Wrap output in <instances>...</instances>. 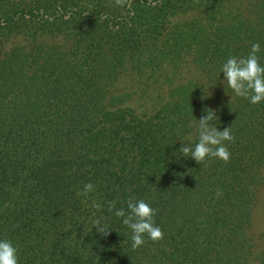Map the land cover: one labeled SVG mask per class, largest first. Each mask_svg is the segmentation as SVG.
Here are the masks:
<instances>
[{
    "label": "trees",
    "instance_id": "16d2710c",
    "mask_svg": "<svg viewBox=\"0 0 264 264\" xmlns=\"http://www.w3.org/2000/svg\"><path fill=\"white\" fill-rule=\"evenodd\" d=\"M256 42L264 65V0H0V240L18 264H264V101L221 72ZM205 110L235 137L227 163L180 152ZM130 197L162 240L132 249L108 210Z\"/></svg>",
    "mask_w": 264,
    "mask_h": 264
},
{
    "label": "clouds",
    "instance_id": "9594fccd",
    "mask_svg": "<svg viewBox=\"0 0 264 264\" xmlns=\"http://www.w3.org/2000/svg\"><path fill=\"white\" fill-rule=\"evenodd\" d=\"M127 0H115V4L123 6ZM261 51L258 42L253 43L247 57H229L222 65L221 72L227 87L230 88L237 97H243L252 104L264 101V65H261L257 53ZM220 72V73H221ZM206 111V110H205ZM215 111L208 110L206 115L198 119L196 132L198 142L194 147L185 146L183 143L180 152L184 157H191L202 165L209 158H217L227 163L230 159V152L225 145V141L234 142L235 137L231 134L230 127L220 131L214 123H210L216 118ZM94 190L91 183H86L82 191H78L77 196H87ZM221 193L218 191L217 195ZM116 202L109 203L108 210L116 217L123 218L122 223L131 230V247L137 249L145 243L147 236L153 242L162 240L164 233L154 222L155 210L143 199L136 200L129 198L126 212L124 208L117 209ZM92 207L99 209L101 205L93 201ZM95 216V213H93ZM93 227L104 236L109 234L110 227L101 225V219H92ZM0 264H18L17 248L9 240H0Z\"/></svg>",
    "mask_w": 264,
    "mask_h": 264
},
{
    "label": "rangeland",
    "instance_id": "374dc122",
    "mask_svg": "<svg viewBox=\"0 0 264 264\" xmlns=\"http://www.w3.org/2000/svg\"><path fill=\"white\" fill-rule=\"evenodd\" d=\"M253 230L255 233L264 229V185L260 189V200L254 213Z\"/></svg>",
    "mask_w": 264,
    "mask_h": 264
}]
</instances>
